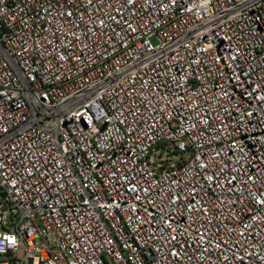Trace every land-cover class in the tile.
Segmentation results:
<instances>
[{
  "label": "built area",
  "instance_id": "obj_1",
  "mask_svg": "<svg viewBox=\"0 0 264 264\" xmlns=\"http://www.w3.org/2000/svg\"><path fill=\"white\" fill-rule=\"evenodd\" d=\"M0 264H264V0H0Z\"/></svg>",
  "mask_w": 264,
  "mask_h": 264
},
{
  "label": "rangeland",
  "instance_id": "obj_2",
  "mask_svg": "<svg viewBox=\"0 0 264 264\" xmlns=\"http://www.w3.org/2000/svg\"><path fill=\"white\" fill-rule=\"evenodd\" d=\"M153 43H155V42L153 41ZM173 160H174V161H177V159H176V158H174Z\"/></svg>",
  "mask_w": 264,
  "mask_h": 264
}]
</instances>
